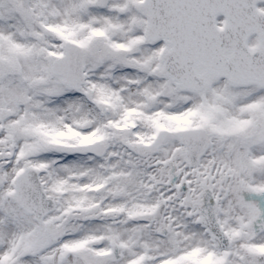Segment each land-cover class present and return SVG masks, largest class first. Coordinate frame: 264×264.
I'll return each instance as SVG.
<instances>
[{"label": "snow or ice", "instance_id": "1", "mask_svg": "<svg viewBox=\"0 0 264 264\" xmlns=\"http://www.w3.org/2000/svg\"><path fill=\"white\" fill-rule=\"evenodd\" d=\"M0 264H264V0H0Z\"/></svg>", "mask_w": 264, "mask_h": 264}]
</instances>
